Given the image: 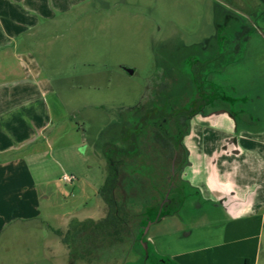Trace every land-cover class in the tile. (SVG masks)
I'll return each mask as SVG.
<instances>
[{
	"label": "rangeland",
	"instance_id": "374dc122",
	"mask_svg": "<svg viewBox=\"0 0 264 264\" xmlns=\"http://www.w3.org/2000/svg\"><path fill=\"white\" fill-rule=\"evenodd\" d=\"M212 3L89 0L44 22L24 40L30 53L19 57L29 64V91L31 97L38 96L40 113L29 121L19 120L17 125L24 129L10 138L15 144L33 140L14 149L13 155L15 161L28 162L40 194L25 208L35 218L11 221L1 230L0 264H150L151 229L169 227L170 218L165 216L176 213L178 194L187 190L179 181L186 121L209 103L224 110L250 107L252 98L233 104L224 96H235L226 85L232 79L246 77L248 84L261 83L264 99V51L247 56L222 75L210 73L201 80L193 76V64L206 58L195 52L204 38L213 35ZM5 63V57H0V76L5 75L1 72ZM218 84L224 85L221 90ZM36 85L41 87L39 93L34 91ZM179 111L180 118L174 120ZM162 113L169 117L158 132L171 137L173 159H166L167 148L153 139L154 123ZM142 116L146 120L133 127L136 117ZM1 118L0 127L8 129ZM44 144L48 148L39 153ZM113 145L128 146V155L118 156L119 172L145 163L156 167L158 174L162 163L172 165L175 189L155 205L156 191L148 186L144 192L137 186L135 198L127 204L124 227L93 234V240L84 242L89 251L76 248L70 253L64 241L72 237V230L105 217L107 205L99 191L108 172L103 151ZM138 172L128 175L134 184L146 178ZM64 175L73 178L66 181ZM114 192L119 198V190ZM33 194L29 191L28 197ZM187 203L177 215L186 218L187 214L185 224L190 225L197 221L190 218L197 210ZM157 218L162 220L152 225ZM258 256L261 262L264 240Z\"/></svg>",
	"mask_w": 264,
	"mask_h": 264
},
{
	"label": "crops",
	"instance_id": "0c3cea01",
	"mask_svg": "<svg viewBox=\"0 0 264 264\" xmlns=\"http://www.w3.org/2000/svg\"><path fill=\"white\" fill-rule=\"evenodd\" d=\"M88 1L0 0V57L6 62L1 71L5 75L0 76V115L1 123L8 126L6 130L0 127V232L11 221L35 218L25 208L40 194L28 162L15 161L13 155L14 149L32 139L15 144L10 138L24 129L17 125L20 121H29L40 113L38 96L34 93L31 97L29 91V64L19 57L30 53L24 40L44 22ZM203 1L205 6L213 2V35L204 38L195 55L241 56L221 71L214 69V73L220 71L222 75L247 56L264 51L263 0ZM245 78L227 82L235 96H224L233 104L252 98L250 107L224 110L209 103L189 117L180 142L184 162L179 174L187 190L178 194L176 213L165 216L170 218L169 227L151 229L150 264H264V258L260 262L258 256L264 240V99L261 83L248 84ZM223 86L217 85L219 89ZM40 90L36 85L34 91ZM220 94L223 96L222 91ZM43 147L39 153H44L48 145ZM29 191L33 196L28 197ZM187 202L197 210L190 216L197 221L190 225L185 224L187 214L186 218L177 215ZM159 220L162 218L151 224Z\"/></svg>",
	"mask_w": 264,
	"mask_h": 264
},
{
	"label": "trees",
	"instance_id": "16d2710c",
	"mask_svg": "<svg viewBox=\"0 0 264 264\" xmlns=\"http://www.w3.org/2000/svg\"><path fill=\"white\" fill-rule=\"evenodd\" d=\"M240 58L241 56L219 55L207 56L206 58H203L201 60L198 59V61L192 66L193 76L197 80H201L202 76L203 78H205L210 73H214V69L217 68V70L221 71L225 67V65L232 61L239 60ZM178 113L179 115H175L174 119L180 118L182 112L179 111ZM162 114L164 115L161 117V119H158L159 121L154 123L155 129L153 139L158 141L162 145V147L167 148L165 150V153L163 151V156L166 159H173L175 157V150L174 147H172V143L170 142L171 137H165L158 132L161 131V128H163L162 124H164L169 117L165 113ZM142 120L145 121L146 118L143 116L140 118L136 117V120L133 123V127L138 126V124L142 123ZM123 127H126V125L122 124L121 128ZM129 146L133 147V145ZM181 152L183 154V151ZM103 154L106 157L105 159L108 165V172L105 175L103 185L100 187L99 191L107 205L105 217L97 222L90 221L91 224L89 222H83L81 224V228H78L75 231L72 230V237L70 239L65 238L64 241L70 253L76 252V248H78L79 250L89 251V247L85 245L84 242L87 243L89 242V240H93V234H98V232H100L101 234L118 232L119 227H124L126 221V217L124 216L126 215L127 204H129L135 198V193L137 192L136 190H138L137 186H139V188H141L144 192L146 191L145 187L148 186L150 189H154L156 191V194L154 195L155 197L153 198L155 205L159 202L161 203L165 201L169 197L168 195L172 192V190L175 189L174 183L172 181L175 178V168L171 165H163L164 163H162L160 165L161 171L158 174L155 171L156 167L149 166L145 163H142L141 165L140 163L138 165H128L126 166L128 168L125 171L119 172L121 158L128 155V146L123 148L118 145H113L112 147L106 148L105 151H103ZM118 156H121V158L119 159ZM165 158L161 159L165 161ZM137 171L142 172L144 174V177L146 178H144V181H139L138 183L134 184V181L132 182L128 179V177H130L128 175L137 173ZM116 189H118L120 192L118 194L119 198L116 197V193L114 192ZM73 243L75 245H73ZM81 243L83 245H81ZM165 263L166 262L164 261V264Z\"/></svg>",
	"mask_w": 264,
	"mask_h": 264
},
{
	"label": "built area",
	"instance_id": "2783aa9c",
	"mask_svg": "<svg viewBox=\"0 0 264 264\" xmlns=\"http://www.w3.org/2000/svg\"><path fill=\"white\" fill-rule=\"evenodd\" d=\"M72 178H73L72 176H67V175L63 176V179L66 180V181H71Z\"/></svg>",
	"mask_w": 264,
	"mask_h": 264
},
{
	"label": "flooded vegetation",
	"instance_id": "af4514ba",
	"mask_svg": "<svg viewBox=\"0 0 264 264\" xmlns=\"http://www.w3.org/2000/svg\"><path fill=\"white\" fill-rule=\"evenodd\" d=\"M181 117H182L181 119L183 120V115H182ZM174 120H177V118L174 119ZM187 123H188V122L186 121V123H185V127H187ZM180 127H181V126H180ZM180 129H181V128H180Z\"/></svg>",
	"mask_w": 264,
	"mask_h": 264
},
{
	"label": "water",
	"instance_id": "95a60500",
	"mask_svg": "<svg viewBox=\"0 0 264 264\" xmlns=\"http://www.w3.org/2000/svg\"><path fill=\"white\" fill-rule=\"evenodd\" d=\"M127 71H128V72H131V70H130V69H127Z\"/></svg>",
	"mask_w": 264,
	"mask_h": 264
}]
</instances>
